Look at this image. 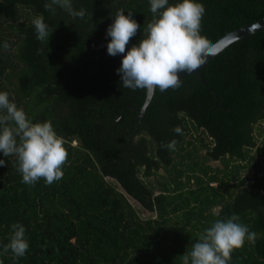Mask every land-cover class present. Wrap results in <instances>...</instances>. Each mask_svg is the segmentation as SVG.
<instances>
[{
	"label": "trees",
	"instance_id": "obj_1",
	"mask_svg": "<svg viewBox=\"0 0 264 264\" xmlns=\"http://www.w3.org/2000/svg\"><path fill=\"white\" fill-rule=\"evenodd\" d=\"M196 2L200 34L213 44L264 17V0ZM44 3L0 0V92L31 122L50 121L68 156L60 180L27 185L16 156L0 153V264H182L206 228L233 214L256 240L228 264H264V29L200 70L218 100L188 75L178 89L157 88L138 118L125 107L139 113L146 90L123 87L122 58L98 45L110 41L117 9L140 25L126 51L138 44L153 18L149 0H73L88 10L83 19ZM38 16L53 31L48 43L36 39ZM173 140L174 149L163 146ZM14 223L29 243L17 259L3 254Z\"/></svg>",
	"mask_w": 264,
	"mask_h": 264
},
{
	"label": "clouds",
	"instance_id": "obj_2",
	"mask_svg": "<svg viewBox=\"0 0 264 264\" xmlns=\"http://www.w3.org/2000/svg\"><path fill=\"white\" fill-rule=\"evenodd\" d=\"M149 2L153 18L144 28L143 38L127 51L126 46L137 35L140 25L131 13L125 15L122 9L114 11V22L106 31V38H111L107 53L113 57L123 56L116 70L123 87L152 92L157 88L161 92L178 89L182 83L181 73H194L208 57L216 54L215 45L200 34L205 9L196 0H182L176 4H170L169 0ZM44 8L53 15L58 8L81 19L89 15L83 7L76 10L73 0H45ZM31 23L36 39L48 43L53 31L44 17H35ZM3 49L9 51L11 45L5 41ZM37 51L39 54L43 49ZM173 131L182 134L179 126ZM175 144L173 140L163 146L174 149ZM0 153L5 157L16 156L22 183L27 185H35L41 178L47 185L60 180L68 156L52 123L31 122L22 108L10 102L7 92H0ZM5 165L6 161L0 159V166ZM237 220L235 214L226 220H215L200 235L199 242L192 244L191 250L182 256V264H228L232 252L242 248L246 239L253 243L256 240V233ZM11 229L3 254L11 251L14 259L24 257L29 249L25 227L14 223Z\"/></svg>",
	"mask_w": 264,
	"mask_h": 264
},
{
	"label": "water",
	"instance_id": "obj_3",
	"mask_svg": "<svg viewBox=\"0 0 264 264\" xmlns=\"http://www.w3.org/2000/svg\"><path fill=\"white\" fill-rule=\"evenodd\" d=\"M264 29V17H262L261 19L253 22V23H249L246 24L238 29H235L233 31H229L226 34H222L219 39L214 43L215 48H216V54L217 55L220 51H222L224 48H226L228 45H230L231 43H233L236 40H239L243 37L249 36L255 32H258L260 30ZM110 41H106L103 42L101 44L98 45V47H104L107 46V44ZM210 56L208 57L207 61L198 69L196 70L194 73H181V81L188 75H196L215 95L216 93L214 92V90L211 88V86L205 81V79L200 75V70L215 56ZM120 57L123 59V56L120 55ZM154 92L152 91H146V97L145 100L143 102L142 107L140 108L139 113L136 112L135 107L133 105H129L127 107H125V109H131L132 113L136 114L138 118H143L145 117V111L147 108V105L150 103L152 97H153ZM216 99L218 100V96L216 95ZM124 109V110H125ZM121 115L119 117H117L115 119V125L118 122V120L120 119Z\"/></svg>",
	"mask_w": 264,
	"mask_h": 264
},
{
	"label": "rangeland",
	"instance_id": "obj_4",
	"mask_svg": "<svg viewBox=\"0 0 264 264\" xmlns=\"http://www.w3.org/2000/svg\"><path fill=\"white\" fill-rule=\"evenodd\" d=\"M263 127H262V130L264 131V124L262 125ZM131 202L134 204V205H138V203L136 202V201H134V200H131ZM144 214H147V213H144Z\"/></svg>",
	"mask_w": 264,
	"mask_h": 264
}]
</instances>
